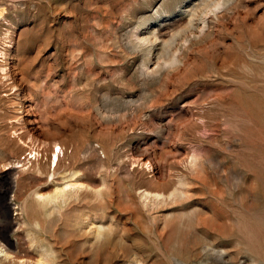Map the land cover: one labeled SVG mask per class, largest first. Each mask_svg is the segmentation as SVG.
Returning a JSON list of instances; mask_svg holds the SVG:
<instances>
[{
  "label": "rangeland",
  "instance_id": "obj_1",
  "mask_svg": "<svg viewBox=\"0 0 264 264\" xmlns=\"http://www.w3.org/2000/svg\"><path fill=\"white\" fill-rule=\"evenodd\" d=\"M0 166L25 260L264 264V0H0Z\"/></svg>",
  "mask_w": 264,
  "mask_h": 264
},
{
  "label": "bare ground",
  "instance_id": "obj_2",
  "mask_svg": "<svg viewBox=\"0 0 264 264\" xmlns=\"http://www.w3.org/2000/svg\"><path fill=\"white\" fill-rule=\"evenodd\" d=\"M60 149H61V147H60ZM60 149H59V151H60ZM45 150L49 152V157H48L49 158V163H51V160L54 163V162H56L59 159V153H57V152L54 151V147L46 146ZM45 154H46V152H45ZM51 155H53L52 156L53 159H51ZM193 164H192V166H193ZM1 168L2 167L0 166V170H1ZM5 177L11 181V174L10 173H7L5 175ZM15 184H16L15 182L11 181V187H10V189L13 186H15ZM79 191H80V188L77 186V184H75V183L70 184V183L67 182V184H64L62 188H59V189H56L55 191H53V194L51 196H46V197L45 196L44 197L41 196L39 198V201L40 202H45V201H48V202L62 201L63 202L69 196H71L72 194L77 193ZM54 207H52V208H54ZM169 224H170V221H169ZM33 227L37 229L39 227L38 226V223L37 222H33ZM103 227H105V226H103ZM168 228H170V227H168ZM90 229H91V231H89V232H91L93 234L94 240H99L100 237H101L100 228H93V227H91ZM6 231H7V229H6ZM2 240H3V243L0 244V264H48V262H47L48 259H37L35 261H29V260H25V258L19 257L18 256V253L13 251L14 247H13L12 243L10 242V240L7 238V236H6L5 233H3ZM11 248H12V250H11ZM43 257H45V256H43Z\"/></svg>",
  "mask_w": 264,
  "mask_h": 264
}]
</instances>
